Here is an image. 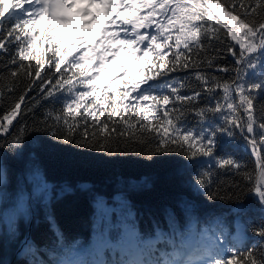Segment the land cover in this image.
Wrapping results in <instances>:
<instances>
[{"label":"trees","instance_id":"trees-1","mask_svg":"<svg viewBox=\"0 0 264 264\" xmlns=\"http://www.w3.org/2000/svg\"><path fill=\"white\" fill-rule=\"evenodd\" d=\"M133 1L122 24L149 5ZM25 9L0 0V264L164 263L190 234L229 249L210 264H264V0L170 10L135 75L143 103L129 74L91 86L76 32ZM241 27L262 33L245 60Z\"/></svg>","mask_w":264,"mask_h":264},{"label":"rangeland","instance_id":"rangeland-1","mask_svg":"<svg viewBox=\"0 0 264 264\" xmlns=\"http://www.w3.org/2000/svg\"><path fill=\"white\" fill-rule=\"evenodd\" d=\"M23 1L25 2V8L28 5L33 8V12L35 14L46 12L49 19L58 22L61 21V16L58 13L62 12L64 17L67 18V22H71V26L79 33L77 36V42L79 44L78 61L82 64L89 65V79L92 81L90 85H94L93 82L100 81L101 78H107L112 81L121 79L130 68L135 67L142 55L146 43L150 40L153 19H150L145 25L144 22L141 23V13L137 12V14L131 18L130 22V25L133 26L136 31L135 37L133 38V41H135L134 48H136L135 50L129 52V49L125 47L124 38L121 36V30L118 28L120 26V13L115 16L114 12L116 10H121V6L124 4L123 0L119 3L114 2L111 6L112 11L106 16L104 13L108 8L103 6L102 0H58L59 7L54 8L51 12L45 10L47 0ZM156 1L163 3L159 14L164 15L169 2H167V0ZM152 5L153 1L151 0L150 7ZM23 12V10H18L16 13L20 14ZM103 17H106L110 21L112 31L110 33L109 40L103 43L105 51L102 54H98L96 53L97 48H95V52H92L91 45L93 44L92 41L94 39L96 29ZM85 18L87 20L84 21L83 19ZM235 37V41L246 50H256L257 46L262 43V39L256 41L254 33L251 31L246 32L242 27L237 33L235 32ZM135 75L136 74H131L126 82L130 84V87H132L129 88V99L138 102L142 100V97L140 91L136 89ZM43 188H46L45 184H41L40 189ZM119 206L122 207V205ZM123 213L126 214L127 211L123 210ZM99 218L100 217L98 216L97 220ZM235 237L238 242H242L245 238L242 228L238 224H236L235 228ZM215 244L219 246L218 243ZM203 245L210 248L214 246V243L210 240L208 243H204ZM219 251L220 254H227L229 249L224 244H221L219 246ZM193 264H207V259L204 258L202 260H197Z\"/></svg>","mask_w":264,"mask_h":264},{"label":"bare ground","instance_id":"bare-ground-1","mask_svg":"<svg viewBox=\"0 0 264 264\" xmlns=\"http://www.w3.org/2000/svg\"><path fill=\"white\" fill-rule=\"evenodd\" d=\"M47 3L49 6L55 5L56 8L59 7L58 2L56 0H49ZM58 14L61 16L62 12H59ZM104 19H106V18H103L101 20L99 26L97 27L95 37H94V41H93V44L91 45L92 52H95V48H97L96 53H98V54L99 53L102 54L105 51V47L103 46V43L109 39L110 31H111L110 23H108ZM190 243H192V241ZM197 245H198V243L196 245H194V247H196ZM199 246H202V245H199ZM195 253H196V249H195ZM157 264H160V263H157Z\"/></svg>","mask_w":264,"mask_h":264},{"label":"water","instance_id":"water-1","mask_svg":"<svg viewBox=\"0 0 264 264\" xmlns=\"http://www.w3.org/2000/svg\"><path fill=\"white\" fill-rule=\"evenodd\" d=\"M261 39V36L259 37V40ZM260 48V44L257 46V49H259ZM254 53V52H253ZM252 53V54H253ZM243 134V133H242ZM259 159V158H258ZM261 167V164L259 165V168Z\"/></svg>","mask_w":264,"mask_h":264}]
</instances>
